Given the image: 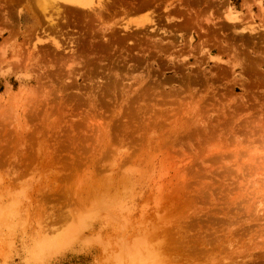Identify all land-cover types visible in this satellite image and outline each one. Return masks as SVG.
I'll return each instance as SVG.
<instances>
[{
	"label": "rangeland",
	"instance_id": "obj_1",
	"mask_svg": "<svg viewBox=\"0 0 264 264\" xmlns=\"http://www.w3.org/2000/svg\"><path fill=\"white\" fill-rule=\"evenodd\" d=\"M95 1L0 0V264H264V0Z\"/></svg>",
	"mask_w": 264,
	"mask_h": 264
},
{
	"label": "bare ground",
	"instance_id": "obj_2",
	"mask_svg": "<svg viewBox=\"0 0 264 264\" xmlns=\"http://www.w3.org/2000/svg\"><path fill=\"white\" fill-rule=\"evenodd\" d=\"M97 1L95 0H38L37 6L43 13H47L49 9L57 8L60 3L70 5V6H76L80 8L90 7L93 4H95ZM100 0H98V3ZM101 5V4H100ZM86 9V8H85ZM58 45V42H56ZM62 46V45H60Z\"/></svg>",
	"mask_w": 264,
	"mask_h": 264
}]
</instances>
